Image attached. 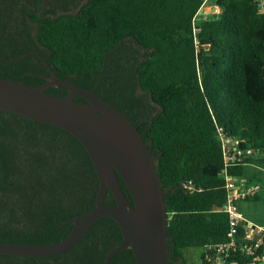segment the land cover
Segmentation results:
<instances>
[{
	"label": "trees",
	"instance_id": "trees-1",
	"mask_svg": "<svg viewBox=\"0 0 264 264\" xmlns=\"http://www.w3.org/2000/svg\"><path fill=\"white\" fill-rule=\"evenodd\" d=\"M59 1L0 0V76L39 85L46 79L37 73L49 74L48 64L128 116L159 174L169 264H188V248L200 249L197 264H250L238 249L215 260L214 245L228 240L225 148L234 152L225 168L236 180L254 153L264 154L260 0H212L219 11L199 18L204 0H73L68 7ZM29 51L47 64L33 53L13 60ZM46 91L65 94L61 86ZM247 182L263 187L262 179ZM98 184L71 132L0 110V242L59 241L69 220L95 205ZM104 202L115 203L109 189ZM244 233L242 219L238 243ZM122 238L118 223L105 216L61 253L0 254V264H102ZM109 264L137 262L126 248Z\"/></svg>",
	"mask_w": 264,
	"mask_h": 264
},
{
	"label": "water",
	"instance_id": "water-1",
	"mask_svg": "<svg viewBox=\"0 0 264 264\" xmlns=\"http://www.w3.org/2000/svg\"><path fill=\"white\" fill-rule=\"evenodd\" d=\"M36 51L23 53L13 60ZM40 74L46 82L33 85L0 76V110H7L71 132L86 148L99 184L95 205L69 220L67 235L51 243L0 242V254L48 256L61 253L86 234L101 217L113 218L123 238L106 253L102 264H109L114 253L132 249L137 264H169L167 209L153 154L138 128L117 106L100 94L57 75ZM61 86L66 94L46 91ZM78 96L83 101L74 98ZM129 191L125 194L119 177ZM109 189L115 203L104 197Z\"/></svg>",
	"mask_w": 264,
	"mask_h": 264
},
{
	"label": "built area",
	"instance_id": "built-area-1",
	"mask_svg": "<svg viewBox=\"0 0 264 264\" xmlns=\"http://www.w3.org/2000/svg\"><path fill=\"white\" fill-rule=\"evenodd\" d=\"M206 1V0H204ZM259 9L264 13V0H260ZM213 11L218 12L219 7L214 5ZM235 148V146L233 147ZM227 151V148H225ZM225 154V167L229 160L234 157V152L229 155ZM222 169L225 177V187L227 191L226 202L223 205V210L229 214V230L228 240L222 243L215 244L214 247L218 254L215 260L221 261L224 256L228 254V250L238 251L245 254L250 258V264H264V229L257 227L255 224L247 219H243L242 215L238 212L236 203L240 199H247L254 196L261 188L259 183L247 182L243 180H236L233 176L226 173V168ZM245 221V233L242 242H237V225L240 220ZM238 249V250H237Z\"/></svg>",
	"mask_w": 264,
	"mask_h": 264
},
{
	"label": "crops",
	"instance_id": "crops-1",
	"mask_svg": "<svg viewBox=\"0 0 264 264\" xmlns=\"http://www.w3.org/2000/svg\"><path fill=\"white\" fill-rule=\"evenodd\" d=\"M209 9V5L204 6V11H208ZM252 165L254 168L251 171H247V167ZM249 179L264 180V154L259 157L252 156L250 160L244 163L243 174L239 180L248 181ZM259 201L258 199H240L237 201L236 206L244 220L247 219L255 224V226L264 229V210L257 211L254 209L255 203Z\"/></svg>",
	"mask_w": 264,
	"mask_h": 264
},
{
	"label": "rangeland",
	"instance_id": "rangeland-1",
	"mask_svg": "<svg viewBox=\"0 0 264 264\" xmlns=\"http://www.w3.org/2000/svg\"><path fill=\"white\" fill-rule=\"evenodd\" d=\"M83 2H84V0H81L80 1V3H83ZM210 3H212V0H206V1H204V4L198 10V13L196 15L197 18H199L200 16H205L206 14H208L210 12H214L213 11V6L214 5L213 4H210ZM206 5H209L210 6V9L208 11H204V6H206ZM74 9L75 8H73V10ZM60 11H62L61 8H57V12H60ZM137 93H140L139 89H137ZM142 97L144 99L147 98V96H144L143 94H142ZM151 104L153 105L154 103L151 100H149L148 107H150ZM261 155H262V153L256 152V153H254L253 156L254 157H259ZM252 168H254L253 165L252 166H248L247 167V171H251ZM261 183H263V187L260 190H258V200H260V201L259 202H256L255 203L256 206L254 207V209H256L257 211L264 210V180ZM199 252H200V249L199 248H188L186 250L185 255H186V258L188 260V264H197L198 263V260H199L198 259Z\"/></svg>",
	"mask_w": 264,
	"mask_h": 264
},
{
	"label": "flooded vegetation",
	"instance_id": "flooded-vegetation-1",
	"mask_svg": "<svg viewBox=\"0 0 264 264\" xmlns=\"http://www.w3.org/2000/svg\"><path fill=\"white\" fill-rule=\"evenodd\" d=\"M57 0H49L50 3H54L56 2ZM61 4L64 2L63 0H60L59 1ZM74 1L73 0H66V7H68L70 4H72ZM46 82V81H45ZM65 94H66V91L64 90ZM78 96H76L75 98H77ZM74 98V99H75Z\"/></svg>",
	"mask_w": 264,
	"mask_h": 264
}]
</instances>
